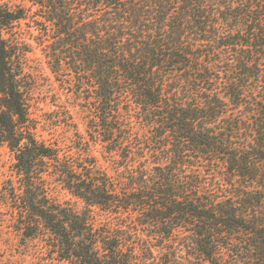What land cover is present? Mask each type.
<instances>
[{
	"label": "trees",
	"instance_id": "obj_1",
	"mask_svg": "<svg viewBox=\"0 0 264 264\" xmlns=\"http://www.w3.org/2000/svg\"><path fill=\"white\" fill-rule=\"evenodd\" d=\"M2 147L39 264H264V0H0Z\"/></svg>",
	"mask_w": 264,
	"mask_h": 264
},
{
	"label": "rangeland",
	"instance_id": "obj_2",
	"mask_svg": "<svg viewBox=\"0 0 264 264\" xmlns=\"http://www.w3.org/2000/svg\"><path fill=\"white\" fill-rule=\"evenodd\" d=\"M24 28H26V25H24ZM29 59L32 67L40 65L41 71L43 72V77H41L38 81V88L36 89L34 98L32 100L34 112L42 119L54 118V111L58 109L57 105H59L58 103L60 101L59 98L55 97L54 95V92L58 90V87H56V89H49L50 86L47 79H52L53 76L47 63L45 62L44 56L39 50H36L35 53L29 54ZM54 86H56L55 83ZM45 122L46 121L43 120L40 124V131L42 133L44 129L51 128L50 125L47 122L45 124ZM83 127V124H81L82 129ZM11 157L12 155L8 148L2 147L0 149V178L3 177V173H8L10 169ZM65 199L67 198L65 197ZM8 224L9 223H3L2 220H0V249L4 251L3 254L5 253L9 255L10 258L17 261L19 264H39L38 259L35 258V254H29V251H27L28 254H24L26 250L24 251L23 248L20 247V245H23V241L15 240L12 246H8L6 244L5 241L11 231V228Z\"/></svg>",
	"mask_w": 264,
	"mask_h": 264
}]
</instances>
